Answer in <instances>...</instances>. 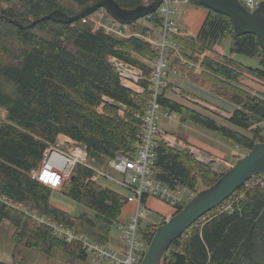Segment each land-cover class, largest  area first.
<instances>
[{"label": "trees", "instance_id": "obj_1", "mask_svg": "<svg viewBox=\"0 0 264 264\" xmlns=\"http://www.w3.org/2000/svg\"><path fill=\"white\" fill-rule=\"evenodd\" d=\"M96 1L0 0L6 4H0V109L5 111V117H0V225L6 222L10 226L15 249L47 256L59 251L68 257V264L85 262L88 256L77 242L67 243L54 236L49 226L32 216L107 245L125 205L123 197L96 184L91 169L76 165L71 172L73 180L64 182L61 192L89 212L64 213L50 205L52 190L31 173L38 170L44 151L54 146L60 135L84 146L96 165L115 155L134 154L152 73L151 66L140 59L152 63L157 58V48L141 38H120L94 30L89 17L71 24L43 20L27 28L53 10L73 16ZM151 1L115 0L126 9ZM141 20L153 29L140 25ZM141 20L127 26L128 31L146 36L162 26L157 11ZM227 38L231 40L229 55L259 57V65L235 63L236 67L228 57L224 63L204 59L198 76L194 70L187 75L201 79L215 95L237 107L229 118L219 122L216 115L167 98L169 86L161 90L157 102L160 110L175 115L179 123L200 127L248 152L264 142V93L252 95L238 87L243 71L264 81V61L254 36L234 37L229 18L207 10L194 39L172 37L178 49L168 50V68L181 69L180 60L196 64V55L222 45ZM110 58L142 71L141 93L122 86ZM153 153V178L170 191L183 187L196 194L220 176L211 163L197 161L188 149L159 142ZM240 158L236 156L235 162ZM258 177L262 184H244L174 240L161 264H264V175ZM145 200L146 195L142 202ZM182 207L177 206L176 212ZM155 228L144 234L147 244Z\"/></svg>", "mask_w": 264, "mask_h": 264}, {"label": "built area", "instance_id": "obj_2", "mask_svg": "<svg viewBox=\"0 0 264 264\" xmlns=\"http://www.w3.org/2000/svg\"><path fill=\"white\" fill-rule=\"evenodd\" d=\"M241 5L249 12L254 11L259 4L264 0H238ZM178 2L188 3L189 0H162V3L157 9V13L162 19V26L158 33L159 41L153 39L152 33L146 36H139L132 34L128 31V27L121 25L118 22L110 18L104 9L97 10L95 20L89 21L93 24L94 30L101 29L104 33H111L120 38L139 37L144 42L157 48V58L150 63L146 59H140L144 64L150 63L152 73L149 78V98L147 100V106L142 117V134L140 143L136 146L134 154L129 155H115L111 159H105L107 168L111 169L117 175L112 174L101 166L96 165L93 160H90L87 156L86 148L67 137H64L63 144L66 146V150L62 151L58 149V139L54 146L49 147L43 153V160L38 170L31 173V177L36 179L41 184L49 187L51 190L61 189L64 182L68 181L71 177V172L76 165H82L92 170L94 173L93 178H101L111 182L118 186L126 195L123 197L125 204L134 202L136 204L135 215L132 217V222L126 225L124 234L122 235V244L127 246V249L121 248L116 250L108 245H99L85 236H76L72 231L63 228L61 225L44 220L43 218H32L42 224H45L51 228L54 236L65 240L67 243L77 242L80 249L91 257L92 264H139L141 256L138 254L139 243L135 238V222L137 220V212L143 208L142 197L146 195V199L149 197L157 198L174 209L179 205H184L191 198L194 193L188 191L186 188L180 187L176 191H170L159 181L153 178L151 171L152 162L154 158L153 150L157 143L161 142L170 148L181 149L174 139V137L164 130L160 129L156 120L159 114V105L157 97L163 89V81L161 77L168 70V50L173 49L177 52L178 47L170 41L168 38L170 35L179 36V29L169 19V6ZM199 56L203 57L204 54ZM110 63L114 67L118 74L121 84L124 88H127L134 93H141L142 88L140 82L142 81V71L134 66L125 64L115 58H110ZM180 64H186L185 61L180 60ZM192 66V65H190ZM174 76H178L181 79H186L185 75L181 72H171ZM264 89V84L262 85ZM173 93L180 95V97L187 102H193L200 108H204L207 112L216 115L221 118H229V116L212 106L203 104L202 102L193 101L192 98L186 95H181L179 90H173ZM165 117H168V113H163ZM189 152L195 157L197 161H200L196 155L188 149ZM201 162V161H200ZM262 184L261 179L258 176L253 177L245 183V186L254 184ZM125 225L122 224L121 229H124Z\"/></svg>", "mask_w": 264, "mask_h": 264}, {"label": "water", "instance_id": "obj_3", "mask_svg": "<svg viewBox=\"0 0 264 264\" xmlns=\"http://www.w3.org/2000/svg\"><path fill=\"white\" fill-rule=\"evenodd\" d=\"M206 10L214 11L229 18L234 37L254 36L264 61V1L252 12L246 10L238 0H191ZM162 0H152L132 9L120 7L115 0H97L73 16L60 10H53L46 16L32 21L27 28L50 20L61 24H71L85 19L99 9L121 25L129 26L153 13ZM17 26L20 24L13 22ZM257 175H264V142L255 144L243 157L236 160L232 167L221 174L216 182L198 191L193 198L175 212L169 219L158 225L141 257L140 264H161V260L174 240L180 237L192 224L206 213L226 201L236 190ZM74 177H70L73 180ZM15 264L20 260L15 258Z\"/></svg>", "mask_w": 264, "mask_h": 264}, {"label": "crops", "instance_id": "obj_4", "mask_svg": "<svg viewBox=\"0 0 264 264\" xmlns=\"http://www.w3.org/2000/svg\"><path fill=\"white\" fill-rule=\"evenodd\" d=\"M173 5H174V10H173L174 17H172L170 21L179 29L180 32L179 36L181 38L194 39L199 33V30L207 16V10L204 9L203 7L190 4V2L188 3L178 2ZM173 36L174 35H170L168 37L170 41L172 40ZM200 54H204V56L201 57L199 56ZM200 54L195 56V59L197 61L196 64L194 65L192 64L195 75H199L202 72V69L200 68V63L204 59L216 62L217 61L216 57L218 55L219 56L223 55L222 52L219 51L218 45L214 46L210 51H203ZM166 84H167L166 86H169V90L166 93L167 98L175 102L181 103L183 105L193 107L198 112H199L198 109L200 108L199 106L195 105L193 102L184 101L180 97V95L173 93V90L175 89L179 90L181 95L189 96L190 98H192L193 101H198V102L200 101L203 104L222 110L229 117L237 109V107L234 104L230 103L229 101H227L222 97L215 95L210 91L209 88L202 87L198 83L189 81L187 78L179 79L176 76L168 75L166 79ZM263 84H264L263 80H260L251 75L248 76V74L246 75L240 73V77H238V87L247 90L252 95L262 93L260 90L263 89L262 86ZM165 132L169 133L168 131ZM185 136L186 137L185 140H183V142H185L186 145L190 147L189 149L196 155V157L202 163L207 164L206 161L208 160H215L216 158L218 159L226 156V151H225L226 144L224 145L222 142L218 143L219 147L217 146L214 147L210 145L205 139L200 138L205 135L200 134L196 131H194V133L190 136L189 135H185ZM59 137H63V136L60 135L57 137V139H59ZM235 148L236 147L234 146L233 147L234 151ZM92 180L99 186L107 188L122 197L126 195L125 191H123L121 188H119L118 186L112 184L107 180L97 177L92 178ZM49 202L51 206L64 213H71L72 210L74 209V202L69 198H67L66 196H64L60 190H52L50 194ZM135 208H136V204L134 202L125 204L124 207L122 208L119 222L121 224L126 225L128 217L130 218L133 216L135 212ZM143 208L148 212H151L157 216L158 221L155 220L149 222L154 225H159L161 222H164L165 220L169 219L174 213V209L171 206L153 197H149L145 200L143 204ZM112 241L113 239H110V242ZM121 243H122L121 240L119 242L113 241L112 243L108 244V246L116 250H120L122 248Z\"/></svg>", "mask_w": 264, "mask_h": 264}, {"label": "rangeland", "instance_id": "obj_5", "mask_svg": "<svg viewBox=\"0 0 264 264\" xmlns=\"http://www.w3.org/2000/svg\"><path fill=\"white\" fill-rule=\"evenodd\" d=\"M1 6H6V4L4 2H0ZM169 10H170V14H169V19L171 20L172 17H174V5L170 4L169 6ZM95 15H92L89 17L90 20H95ZM139 24L145 27H148L150 29L152 28V25L149 24L148 22L141 20L139 21ZM160 31V27H156L154 28V30L152 31V35H153V39L155 41H159V36L158 33ZM231 43V40L229 38H227L225 40V42L222 45H218L219 51L222 52V56H217L216 57V62L218 63H224V58L228 57L230 58L233 63L231 65L236 66L235 63L244 65V66H250V67H257L259 65V61L260 58L259 57H254V58H246L244 56H240V55H229L228 54V48L229 45ZM143 62V61H141ZM146 65L151 66L150 63H146ZM168 66L170 65V62L168 60ZM183 67L180 68H175L174 70H171V72L173 71H177V72H181L182 74H186L185 77L189 80V81H193L195 83H198L199 85H201L202 87H207L210 89V91L212 93L213 90L210 87V85H207L205 83H203L200 80H194L193 77H190L188 74V71H193V67L188 65V64H184L182 65ZM237 67V66H236ZM192 68V69H191ZM172 69V67L170 68ZM169 70V68H168ZM238 70V69H237ZM239 71V70H238ZM171 72H166V74L164 76L161 77V80L163 81V88L167 85L166 84V79L168 75H173L171 74ZM194 72V71H193ZM243 74H248V76L250 75L249 73L243 71L240 72ZM174 76V75H173ZM198 76V75H197ZM177 78H179L178 76H176ZM240 77V75H239ZM193 78V80H192ZM181 79V78H179ZM262 93H264V89L260 90ZM201 109V110H200ZM199 112L206 114L204 108H199L198 109ZM0 117L4 118L5 117V111L3 109H0ZM217 120L219 122H222V118L220 117H216ZM156 124L158 127H160L162 130L168 131L169 133H171V135H173L174 139L176 140L177 144L183 148L181 149H189L190 147L186 145L185 142H183V140H185V135H192L194 133V131L203 134L205 136L200 137L205 139L210 145L212 146H218L219 142H222L224 145L226 144V156L225 157H221V158H216L215 160H208L206 161L207 163H211L212 164V170L218 174L221 175L224 172H226L230 167L233 166V164L235 163V157L236 156H240L243 157L247 152L245 149H233V145L226 141L225 139H222L219 136L214 135L213 133L204 130L200 127H197L195 125L192 124H181L178 122V119L175 115L171 114L168 117H165L163 115V111L159 110V114H158V118L156 120ZM63 137H59L58 139V149L65 151L66 150V146H64L65 144H63ZM223 149V148H222ZM236 155V156H235ZM210 158V157H209ZM99 166H101L103 169H105L106 171H109L112 174L117 175L115 172H113L111 169L107 168L105 161L103 160L101 162V164H99ZM61 191V189H59ZM80 212H89L88 210H86L85 208H83L80 205H77L76 203H74V209L72 210L71 214L72 215H76L77 213ZM135 212L133 214L132 217H134ZM132 217H128L127 219V224L129 225V223L132 222ZM157 219V216L151 212H148L147 210H145L144 208H142L141 210H139L137 212V220L135 222V238L136 241L139 243V252L138 254L142 257V253L145 252L148 244L147 241L145 239L144 234L146 233V231L150 232L151 227H157L158 225H154L149 223L150 221H155ZM160 222V220H159ZM163 223V222H161ZM160 223V224H161ZM159 224V225H160ZM126 225L124 229H121L122 224L119 222L114 225V227H112L111 231H110V239H113V241L119 242L120 240L122 241V235L124 234V230L126 229ZM151 226V227H149ZM11 228L10 226L6 223V222H2V224L0 225V261L6 262L8 264H15V258H18L20 260V264H68V257L63 254L62 252L59 251H54L51 255L47 256L41 253H38L37 251L34 250H27L24 248H14L12 242L10 241V234H11ZM112 241V242H113ZM109 241L108 244L112 243ZM122 248L125 250L127 249V246L121 243ZM74 264H92L91 261V257L88 256L87 260L85 262H76ZM140 264V263H139Z\"/></svg>", "mask_w": 264, "mask_h": 264}]
</instances>
